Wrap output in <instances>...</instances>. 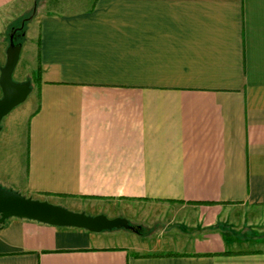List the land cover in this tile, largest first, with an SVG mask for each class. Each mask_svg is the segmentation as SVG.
Returning <instances> with one entry per match:
<instances>
[{
  "label": "crops",
  "instance_id": "crops-1",
  "mask_svg": "<svg viewBox=\"0 0 264 264\" xmlns=\"http://www.w3.org/2000/svg\"><path fill=\"white\" fill-rule=\"evenodd\" d=\"M31 1L0 0V75ZM43 5L14 72L41 82L3 125L0 184L111 218L166 203L168 220L139 234L11 217L0 264H264V0Z\"/></svg>",
  "mask_w": 264,
  "mask_h": 264
},
{
  "label": "water",
  "instance_id": "water-1",
  "mask_svg": "<svg viewBox=\"0 0 264 264\" xmlns=\"http://www.w3.org/2000/svg\"><path fill=\"white\" fill-rule=\"evenodd\" d=\"M22 42L11 35L7 48V60L1 67L0 87V133L3 119L18 105L25 102L32 92L31 80L23 82L14 78V72L20 59ZM11 217L27 218L57 226L84 228L92 232L113 229L139 231V225L119 216L111 218L104 213L92 215L85 211H74L46 199L26 196L19 191L0 185V226Z\"/></svg>",
  "mask_w": 264,
  "mask_h": 264
},
{
  "label": "rangeland",
  "instance_id": "rangeland-1",
  "mask_svg": "<svg viewBox=\"0 0 264 264\" xmlns=\"http://www.w3.org/2000/svg\"><path fill=\"white\" fill-rule=\"evenodd\" d=\"M43 2H44V0H35V2L32 0L27 5L25 11L22 12L21 15L18 18H16V20H14L12 27H21L24 25L25 22L29 26V22L33 19V17H35V15H37L39 13V11H41L44 8ZM87 6L88 5H85V7L83 6V8H86ZM25 19H27V21H25ZM11 35H12V33H9V38H11ZM23 39H24L23 36H20L19 34L15 37V40L18 42H23ZM22 64L23 63L20 64V68H19L18 72H20L22 70ZM34 99H35V92L33 91L28 96V98L25 102H23L22 104L15 107L3 119L2 125H4V123H6L7 121H8V123H10V122L16 123L22 119H27L30 111L32 110V107L34 106V103H35ZM0 185L6 187V185H2V184H0ZM7 188H9V187H7ZM10 189H12V188H10ZM19 192L21 193V191H19ZM130 205L131 206H128V207H130L129 210L126 212L129 216H131V219H129L131 224H134L136 226L142 220L144 222H145V220L150 222V221H154V220L158 219V220H160L159 225H163V223L165 222L164 220H168V218H165L166 213H168V210L164 207L166 205V203H159L156 201H147V202L145 201L144 203H142V205L140 204V202H133V203H130ZM162 205L164 208L162 207ZM61 206H63V205H61ZM66 208H68V207H66ZM159 209H164V210L159 211ZM118 213H120V212H118ZM157 215H158V217H157ZM167 216L169 218L173 217L172 215H168V214H167Z\"/></svg>",
  "mask_w": 264,
  "mask_h": 264
},
{
  "label": "trees",
  "instance_id": "trees-1",
  "mask_svg": "<svg viewBox=\"0 0 264 264\" xmlns=\"http://www.w3.org/2000/svg\"><path fill=\"white\" fill-rule=\"evenodd\" d=\"M25 21H27V19H25ZM27 25L28 24H26V22H25L24 25L21 27H11V31L15 37L19 34L20 36H23V38H24L25 34H26V30H27ZM27 80H31L32 92H33L35 90L36 86H39L40 82H41L40 69L35 71L33 76L29 77ZM137 227H139V231H138L139 234H142L143 227H140V226H137Z\"/></svg>",
  "mask_w": 264,
  "mask_h": 264
}]
</instances>
